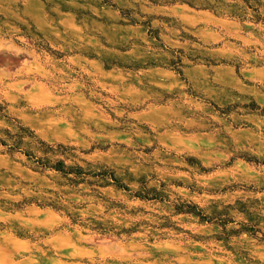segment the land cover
<instances>
[{
    "label": "rangeland",
    "instance_id": "obj_1",
    "mask_svg": "<svg viewBox=\"0 0 264 264\" xmlns=\"http://www.w3.org/2000/svg\"><path fill=\"white\" fill-rule=\"evenodd\" d=\"M0 264H264V0H0Z\"/></svg>",
    "mask_w": 264,
    "mask_h": 264
},
{
    "label": "trees",
    "instance_id": "obj_2",
    "mask_svg": "<svg viewBox=\"0 0 264 264\" xmlns=\"http://www.w3.org/2000/svg\"><path fill=\"white\" fill-rule=\"evenodd\" d=\"M56 167H57L56 170L61 171V172H64V168L61 165V163H57V166Z\"/></svg>",
    "mask_w": 264,
    "mask_h": 264
}]
</instances>
